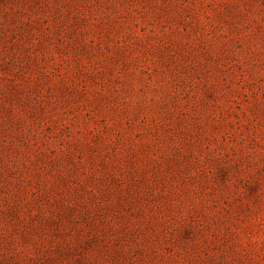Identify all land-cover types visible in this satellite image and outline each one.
I'll list each match as a JSON object with an SVG mask.
<instances>
[{"label":"rangeland","instance_id":"1","mask_svg":"<svg viewBox=\"0 0 264 264\" xmlns=\"http://www.w3.org/2000/svg\"><path fill=\"white\" fill-rule=\"evenodd\" d=\"M0 264H264V0H0Z\"/></svg>","mask_w":264,"mask_h":264}]
</instances>
